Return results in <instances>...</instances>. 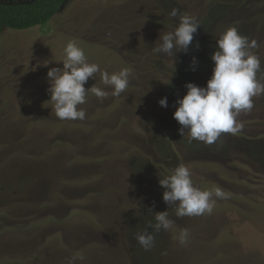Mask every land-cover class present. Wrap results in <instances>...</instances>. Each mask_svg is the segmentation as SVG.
<instances>
[{"label":"rangeland","instance_id":"1","mask_svg":"<svg viewBox=\"0 0 264 264\" xmlns=\"http://www.w3.org/2000/svg\"><path fill=\"white\" fill-rule=\"evenodd\" d=\"M173 8L201 27L187 53L154 55L160 33L179 23ZM232 27L256 41L251 51L264 68V0H68L46 25L4 29L0 264H264V95L237 117V133L210 145L182 138L173 119L185 84L206 86L216 40ZM69 42L109 74L130 70L118 97L99 74L88 80L86 90L96 83L107 95L87 94L83 121L58 120L48 102L47 72L63 68ZM165 97L166 108L158 103ZM180 164L201 190L225 193L213 197L211 213L178 218L163 201L159 173ZM166 210L172 226L145 251L136 233Z\"/></svg>","mask_w":264,"mask_h":264},{"label":"clouds","instance_id":"2","mask_svg":"<svg viewBox=\"0 0 264 264\" xmlns=\"http://www.w3.org/2000/svg\"><path fill=\"white\" fill-rule=\"evenodd\" d=\"M169 15L178 18L179 23L174 31L159 35L154 43L152 53L174 57L176 53H187L192 44L194 34L201 27L200 23L188 14H181L179 9L173 8ZM257 46L256 41H249L241 36L237 28L232 27L220 34L216 40V50L210 59L214 63L211 78L205 87L194 83H186V95L178 99V107L173 113V119L180 125L178 134L183 138L187 134L190 139L214 143L221 133L235 134L241 129L237 117L241 112H249L253 108V97L264 95V68L259 56L251 50ZM199 48V43L196 44ZM65 59L63 68L52 67L47 72L52 112L58 120L86 119V110L81 108L91 92L100 100L107 93L96 86L89 89L85 84L91 78L96 80L99 74L101 83L110 86L113 96H120L130 84V70L123 68L119 72L109 74L101 70L96 63H89L82 48L75 42H69L64 49ZM45 61V67L48 66ZM198 61L192 58L190 67L195 71ZM39 67V66H37ZM260 74L258 78L257 74ZM174 72L171 74V79ZM171 83V80H170ZM166 108L167 97L158 101ZM160 175L159 185L164 189L163 201L168 206H175L178 218L185 216H201L211 213L216 198H223L225 193L216 188L213 191L201 190L194 185L190 169L180 164L171 170L170 175ZM152 220L146 221V227L136 233L137 243L145 250H151L155 244V234L168 230L173 221L169 219L168 210L155 213ZM152 229V232L148 231ZM181 245L189 240L187 229L181 230L178 237Z\"/></svg>","mask_w":264,"mask_h":264},{"label":"trees","instance_id":"3","mask_svg":"<svg viewBox=\"0 0 264 264\" xmlns=\"http://www.w3.org/2000/svg\"><path fill=\"white\" fill-rule=\"evenodd\" d=\"M68 0H32L21 4L0 3V36L4 29L28 30L48 24Z\"/></svg>","mask_w":264,"mask_h":264}]
</instances>
